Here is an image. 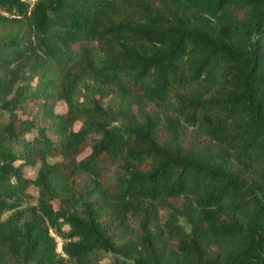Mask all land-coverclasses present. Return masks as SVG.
Returning <instances> with one entry per match:
<instances>
[{
  "label": "trees",
  "instance_id": "1",
  "mask_svg": "<svg viewBox=\"0 0 264 264\" xmlns=\"http://www.w3.org/2000/svg\"><path fill=\"white\" fill-rule=\"evenodd\" d=\"M3 22L0 264H264V0H0Z\"/></svg>",
  "mask_w": 264,
  "mask_h": 264
},
{
  "label": "rangeland",
  "instance_id": "2",
  "mask_svg": "<svg viewBox=\"0 0 264 264\" xmlns=\"http://www.w3.org/2000/svg\"><path fill=\"white\" fill-rule=\"evenodd\" d=\"M28 2H32L34 0H26ZM14 30H16V26L15 24H12L10 22H3L2 24H0V32H3V33H7V32H13ZM22 82H28V79H27V73H23V76H22ZM86 94L83 92L81 94V98L80 100H86ZM39 165V162H36L35 165L33 166H26L24 167V173L26 175L27 178L29 179H32L34 177V173H35V170L37 168V166ZM27 192H28V195H29V199L27 200V202L29 204H32L34 202V199L36 197V190L33 186H29L28 189H27ZM55 240L57 241V250L59 248V245H60V240L59 238L55 237ZM95 259L98 260L99 263H108L110 261V257L108 254H105V253H100V254H96L94 255Z\"/></svg>",
  "mask_w": 264,
  "mask_h": 264
}]
</instances>
